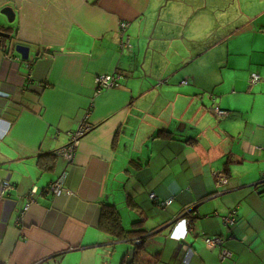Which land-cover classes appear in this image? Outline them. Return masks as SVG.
<instances>
[{"label": "crops", "instance_id": "obj_1", "mask_svg": "<svg viewBox=\"0 0 264 264\" xmlns=\"http://www.w3.org/2000/svg\"><path fill=\"white\" fill-rule=\"evenodd\" d=\"M170 1L0 0V33L9 36L0 38V188L10 187L0 195V264H132L130 242L139 239L156 264H264V82L251 108L214 115L218 139L204 149L208 110L184 69L222 36L191 44L205 16L178 10L174 22L163 10ZM125 37L129 48L121 49ZM237 41L234 54L247 60ZM18 45L29 49L26 61L14 53ZM115 74L124 80L96 94L97 79ZM174 121L194 123L198 137L176 136ZM85 126L72 162L63 160L58 152ZM42 155L54 159L41 170ZM59 179L65 191L54 196L48 187ZM105 203L125 231L140 222L147 233L114 240L100 231ZM120 206L132 213L129 230ZM211 237L231 260L220 262L218 248L202 241Z\"/></svg>", "mask_w": 264, "mask_h": 264}, {"label": "rangeland", "instance_id": "obj_2", "mask_svg": "<svg viewBox=\"0 0 264 264\" xmlns=\"http://www.w3.org/2000/svg\"><path fill=\"white\" fill-rule=\"evenodd\" d=\"M163 5L167 4L164 2ZM163 10H165V16L174 22L180 19L178 10L180 12L182 10L183 16L184 12L189 14L190 18H194L198 13L205 16V25L199 26L203 34L198 39H190L191 44L195 46H208L218 36H222V43L217 45L215 50L213 48L210 55H205L203 60L196 65H190V60L184 69L186 80L189 79L191 83L195 82L202 89L196 99L198 103L206 107L208 110L206 116L209 118L206 121L207 128L204 137L203 134L199 137L204 149L211 148L213 150L214 143L218 139L216 131L218 123L217 120H214L216 114L212 113L211 107L214 106L212 99L217 100L216 104L221 110L228 111L251 108L260 99L259 84L250 87L249 81L252 75H256L261 80L260 84L264 82V76H262L264 74V34L259 33L258 30L260 26L264 25V7H260L253 0H171ZM231 31L236 34L234 40H238L239 48L244 47V52L251 55L247 60L244 58L245 54L244 57L234 54L236 50L234 40L226 39ZM156 43L157 41H153V44ZM188 44L190 46V43ZM247 70H249L248 77L244 74ZM140 76L144 75L140 74ZM137 80L140 82L144 79L136 78L133 81ZM158 81L149 83L158 85ZM172 84L178 85L175 80L172 81ZM189 85L188 88H185L186 91L193 90V84L189 83ZM143 87L146 88V83ZM174 101L173 97L171 102L174 103ZM173 124L174 126L178 125L179 131H181L175 135H184L185 140L191 137L197 138L199 135V132L194 128V123L182 125L181 122L174 121ZM212 150L211 154H214ZM119 209L124 219V226L126 230H129L130 225L127 223L130 222H128L127 216L132 213L121 206Z\"/></svg>", "mask_w": 264, "mask_h": 264}, {"label": "built area", "instance_id": "obj_3", "mask_svg": "<svg viewBox=\"0 0 264 264\" xmlns=\"http://www.w3.org/2000/svg\"><path fill=\"white\" fill-rule=\"evenodd\" d=\"M119 27H120V31L124 32L127 28V25L123 24V23H119ZM129 48V39L128 37H125L122 41H121V49H128ZM124 80L123 76L120 75H113V76H102L99 77L96 81V90L95 93L99 94L101 93L103 90L109 89V88H113L116 87L120 81ZM260 82V79L258 76L256 75H252L250 77V85L251 86H255ZM186 83H182V85H184ZM213 102H215V99H212ZM215 106V105H214ZM212 108L213 113L216 114L217 118H224L227 116V112L221 110L219 107H214ZM89 130V126H85L83 127L80 131L73 133L70 136V141L68 143V145L60 150L58 152V155L65 161L71 163L73 156H74V152L76 149V146L78 144V141L80 138H82L84 136V134ZM65 179H59L56 182H54L53 184H51L48 187V192L50 194H53L54 196H59L62 193H64L65 188H64V182ZM10 190V187L8 185V183H3L1 185L0 188V195L3 192H7ZM36 195V190L32 189L28 202L32 203V197ZM150 199L153 201L158 200V198L155 195H151ZM172 203V200H161V205L162 206H168ZM224 224H229L231 225L232 222L229 219H223ZM188 224H190V222H188ZM141 239H139L136 242H140ZM202 241L207 244L210 248L212 249H216L218 248L219 251V261L220 262H226L228 260H231V254L227 251V249L222 248L223 247V241L220 237H211V238H202ZM123 264H131L130 259L125 260V262Z\"/></svg>", "mask_w": 264, "mask_h": 264}, {"label": "trees", "instance_id": "obj_4", "mask_svg": "<svg viewBox=\"0 0 264 264\" xmlns=\"http://www.w3.org/2000/svg\"><path fill=\"white\" fill-rule=\"evenodd\" d=\"M8 33H10V31H8ZM49 158H50V162L52 161L53 163L54 157L51 155H42L38 158L37 165L41 170L47 166L46 164L48 163L47 160ZM127 205L129 208H133V204H131L130 201L127 202ZM141 224L140 222H137L132 225L130 231H125L122 227L119 213L117 212L115 207L106 203L101 205L99 225L97 228L100 231L110 235V237H112L114 240H130L136 237V235L139 236L147 233L145 232L146 230L140 227ZM143 241L144 240L141 239L139 243L133 240L130 242L132 246L131 247L132 264H149L150 262L156 264L157 259L149 260L148 257L145 255ZM231 259H232V255H231Z\"/></svg>", "mask_w": 264, "mask_h": 264}, {"label": "water", "instance_id": "obj_5", "mask_svg": "<svg viewBox=\"0 0 264 264\" xmlns=\"http://www.w3.org/2000/svg\"><path fill=\"white\" fill-rule=\"evenodd\" d=\"M3 14L7 16L9 22H12L13 14L11 13L9 9H5L3 11ZM0 38H3L5 41L9 40V36L4 33H0ZM13 51L15 54L20 56L21 60L26 61L28 59V54H29L28 48L18 45V46L13 47Z\"/></svg>", "mask_w": 264, "mask_h": 264}]
</instances>
